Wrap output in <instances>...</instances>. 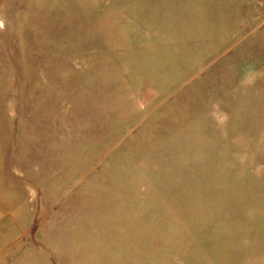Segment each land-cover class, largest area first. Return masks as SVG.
Returning <instances> with one entry per match:
<instances>
[{
    "label": "rangeland",
    "instance_id": "1",
    "mask_svg": "<svg viewBox=\"0 0 264 264\" xmlns=\"http://www.w3.org/2000/svg\"><path fill=\"white\" fill-rule=\"evenodd\" d=\"M0 264H264V0H0Z\"/></svg>",
    "mask_w": 264,
    "mask_h": 264
}]
</instances>
